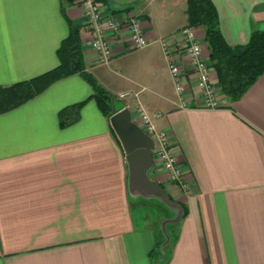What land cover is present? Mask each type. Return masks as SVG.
<instances>
[{"label": "crops", "instance_id": "1", "mask_svg": "<svg viewBox=\"0 0 264 264\" xmlns=\"http://www.w3.org/2000/svg\"><path fill=\"white\" fill-rule=\"evenodd\" d=\"M100 1L113 17L138 15L149 44L113 38L105 62L76 0H0V86L57 66L68 19L79 25L84 70L116 96L113 111L140 103L185 170L187 190L154 153L147 169L185 209L165 264H264V73L235 100L215 79L220 105L202 107L178 35L187 0ZM211 1L228 44L264 30V0ZM162 38L189 80L186 107ZM92 91L75 73L0 112V264H154L156 230L172 210L130 190L125 151ZM125 91L139 94L119 98ZM77 102L79 118L61 127L59 111Z\"/></svg>", "mask_w": 264, "mask_h": 264}, {"label": "trees", "instance_id": "2", "mask_svg": "<svg viewBox=\"0 0 264 264\" xmlns=\"http://www.w3.org/2000/svg\"><path fill=\"white\" fill-rule=\"evenodd\" d=\"M186 13L189 25L201 26L204 30L210 65L215 71L220 91L230 100L237 99L264 73V30L253 31L245 44L230 45L221 33L217 10L211 0H187ZM68 20L69 32L57 49V66L28 80L0 86V112L22 104L52 82L75 73L81 74L90 83L93 90L91 97L104 115L109 118L115 112L112 109L113 95L85 72L80 26ZM82 105L83 102H77L62 108L58 116L60 126L77 121ZM178 223L167 226L165 232L169 242L163 247L166 234L161 227H157L151 250L154 264H165L168 251L176 239L174 228Z\"/></svg>", "mask_w": 264, "mask_h": 264}, {"label": "built area", "instance_id": "3", "mask_svg": "<svg viewBox=\"0 0 264 264\" xmlns=\"http://www.w3.org/2000/svg\"><path fill=\"white\" fill-rule=\"evenodd\" d=\"M76 3L90 29L88 42L103 61L107 62L114 53L113 38L128 42L132 49L142 48L149 44L150 40L138 15L129 13L121 18L113 17L109 14L108 6L100 0H76ZM203 33L204 30L201 26L194 25H185L178 30L189 65L192 68L194 84L198 88L197 99L202 107L216 108L220 105L214 83L216 75L210 65ZM160 41L167 57L181 106L186 107L189 105L185 97L190 91L189 80L185 78L183 70L177 65L173 50L163 38ZM138 94V91H125L119 94V98L137 97ZM132 115L141 128L152 137L154 141L153 153L167 172L169 179L178 182L184 190H187L188 182L185 170L172 149L171 135L165 130L156 128L151 116L140 103L137 104Z\"/></svg>", "mask_w": 264, "mask_h": 264}, {"label": "water", "instance_id": "4", "mask_svg": "<svg viewBox=\"0 0 264 264\" xmlns=\"http://www.w3.org/2000/svg\"><path fill=\"white\" fill-rule=\"evenodd\" d=\"M109 122L125 151L130 190L137 191L138 196L155 200L172 210V215L163 219L159 224L166 234L167 226L178 222L184 210L179 203L170 198L162 186L150 181L147 177V169L151 166L153 159L154 141L152 137L133 119L128 107H122L113 112L109 117ZM168 242L169 237L166 234L162 247Z\"/></svg>", "mask_w": 264, "mask_h": 264}, {"label": "rangeland", "instance_id": "5", "mask_svg": "<svg viewBox=\"0 0 264 264\" xmlns=\"http://www.w3.org/2000/svg\"><path fill=\"white\" fill-rule=\"evenodd\" d=\"M113 97L115 98V99H114V101H115V100H116V96H115V95H113ZM115 103H116V101H115Z\"/></svg>", "mask_w": 264, "mask_h": 264}]
</instances>
